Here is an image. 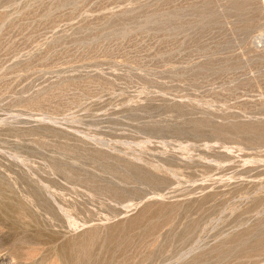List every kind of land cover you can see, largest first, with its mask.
I'll return each instance as SVG.
<instances>
[{"label":"rangeland","instance_id":"obj_1","mask_svg":"<svg viewBox=\"0 0 264 264\" xmlns=\"http://www.w3.org/2000/svg\"><path fill=\"white\" fill-rule=\"evenodd\" d=\"M0 264H264V0H0Z\"/></svg>","mask_w":264,"mask_h":264}]
</instances>
